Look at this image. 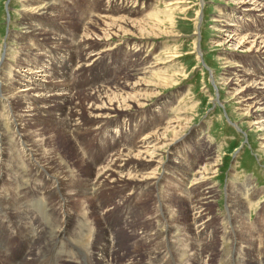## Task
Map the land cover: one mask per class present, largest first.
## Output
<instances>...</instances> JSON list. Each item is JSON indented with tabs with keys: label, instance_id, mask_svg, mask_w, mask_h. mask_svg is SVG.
<instances>
[{
	"label": "rangeland",
	"instance_id": "rangeland-1",
	"mask_svg": "<svg viewBox=\"0 0 264 264\" xmlns=\"http://www.w3.org/2000/svg\"><path fill=\"white\" fill-rule=\"evenodd\" d=\"M33 1L0 0V64L2 63L5 74L14 77L11 90L18 91L30 87L34 82L31 75L43 77L38 76V73L37 76L34 75V71H38V66L46 63V59L61 63L73 58V63L67 62L70 67L63 75L61 71H54L50 74V79L62 80L68 89L74 84L80 93L75 99L85 106L84 92L91 89L86 82L89 74L73 76V68L80 54L79 41L75 44L78 50L75 55H71L73 52L70 51L68 55L56 54L45 46H55L52 43L55 32L66 35L69 38L67 41L74 45L73 40L83 35L91 22L97 19L99 22L100 18H103L102 22L100 21L103 24L105 18L111 17L109 19L120 25V31H116L117 36H110L106 42L98 38L94 39L95 42L91 41L93 46L110 49L105 58H102L99 69L93 76L90 74L89 79L102 78L101 84L106 85L108 81H118L135 74L137 87L130 92V97L135 103L128 111L122 112L123 115L119 118L123 121L119 128L124 130L112 126L111 133L117 137L119 132L122 133L124 144L129 143L130 146L139 143L149 134L161 139L154 151L163 158V166L166 167L159 168V164L151 163L147 169H143L141 164L142 168L131 170V175L138 176L141 182L147 183H140L141 186H137L138 189L134 192L127 185H121L112 191L103 189L97 194L85 192L86 181L94 174V164L91 161L96 152L98 161L102 160L99 151L102 148L106 150L114 147L115 139L109 141L105 138L96 146L93 134L90 131L84 132L82 135L87 139L81 141L86 145L83 148L86 162H82L77 156L80 148L78 145L73 146V143L80 141V137L65 135V127L62 131L57 127L54 140L61 151L70 158L71 164L65 168L69 172L71 169L70 174H73L65 181L67 187H62V193L72 198H67L65 208L71 216L73 215L69 222L70 227L76 226L78 230L80 227L77 226H81L74 216V211L77 214L80 211V216L88 213L85 215L87 217L83 218L84 227L81 229L90 231L91 235L95 231L97 237L107 236L108 231L114 235L116 247L113 252L116 257L112 254L113 264H148L144 252L146 243L142 241L148 242L149 229L163 231L166 229L161 224L172 223L176 226V239H184L181 225L191 222L195 201L200 198L197 190L188 188L190 184L187 179L196 166L204 169L205 166L209 167L208 162L217 163L216 171L209 174L208 186H211V192L204 206L206 216L209 217L208 227L214 233V240L208 245L214 248L215 253L213 257L207 258L208 264H236L232 258V240L229 237L232 231L238 234V229L235 232L230 228L232 224H238L243 234L246 232L247 235H255L254 240L249 236L243 245L238 246V263L251 264L250 257L257 259L259 251H264V146L261 131L257 124H252L255 117L247 116L240 110V100L235 97V91L230 87L232 81L228 80L226 74L228 63H238L259 74L264 72V53H253L248 46L239 47L236 42L229 41L228 33L233 29L232 25L227 27L229 31L219 30L215 19L223 16L246 34L257 33L258 30L264 32L262 15H259V12L246 11L248 7H239L235 0H56L61 6L60 9H52L47 15H40L35 13L31 4ZM120 6L123 8L117 10ZM34 25L42 29L41 34L34 35L30 31ZM137 63L146 68L144 74L135 71ZM25 69H28V72ZM24 75L30 79L28 83L23 80ZM79 77L82 83L75 82ZM1 88L0 79V122L4 129L3 134L11 140L13 146L12 112L4 104ZM33 95L36 96V92ZM14 104L21 106L20 112L24 116L20 117V121H27L24 127L29 137L37 130L50 133L52 127L48 118L53 120L55 116L51 110L40 107L34 109V115L29 117L27 114L30 112L26 113L24 104ZM35 105L44 106V100ZM84 116L85 128L86 124H89V118L86 114ZM44 118H47L45 122ZM180 119L182 124L179 128H169L164 132L170 124L177 125L175 122ZM87 146L92 149V158L85 154ZM1 150L0 147V152ZM1 165L2 163L0 169L6 174L0 181V192L3 182H9V168L12 169L11 163L4 168ZM153 172L155 175L152 177L143 178V175ZM4 200L11 210L9 213L18 211L16 207L12 208V201L6 194ZM38 201L39 210L41 207L42 211L61 210L59 205L50 207V204H46L50 201L46 194H40ZM103 209H107L106 213L100 214L99 211H104ZM2 210L0 206V211ZM130 210L132 217L126 224L129 212L127 215H121L120 211ZM62 213L58 220H63ZM229 216L236 218L235 223L230 221ZM11 219L16 221L15 218ZM113 219H119L114 231L109 228L110 220ZM61 227L59 225L58 230ZM227 231L228 233H225ZM188 232V254L179 264L186 260L188 262L185 264H205L204 254L195 253L192 248L199 238L193 237L192 231ZM56 236L47 234L35 237L30 252L33 254L35 247L53 242ZM10 237L12 240L10 239L9 245L19 249L24 247V240L15 232ZM96 241L100 242V239L97 238ZM137 241L140 243L138 246ZM245 244L251 246V251L245 249ZM133 245L141 248L140 251ZM199 260L201 262H198ZM31 261L30 264H33V260ZM80 264H84L82 260Z\"/></svg>",
	"mask_w": 264,
	"mask_h": 264
},
{
	"label": "bare ground",
	"instance_id": "bare-ground-1",
	"mask_svg": "<svg viewBox=\"0 0 264 264\" xmlns=\"http://www.w3.org/2000/svg\"><path fill=\"white\" fill-rule=\"evenodd\" d=\"M235 1L239 7H248V10L246 11L259 12V15H262L261 17L264 18V0ZM31 4L35 13H39L40 15H47L50 10L58 9L59 7L61 8L56 0H34ZM120 7H117V10L123 8ZM97 16H99V14H97ZM98 18H100V16ZM109 18L111 17L105 18L106 20H103V24L101 23L103 18H100L101 22H97L98 19L95 22H91L89 26H87L83 35H80L77 37L78 39L76 38L73 40L74 45L67 41L69 38L66 35L55 32V37L51 35L53 37L52 43H54L55 46H45L48 47L50 52H56V54L65 53L68 55L70 52H73L71 55H75V52H78L75 48V44L77 45L79 41L80 54H78L76 64L73 68V71H75L73 76H77L78 74L82 75L83 73L89 74L86 82L89 84V88L91 89L90 91L84 92L86 96L85 106L75 99L80 93L75 88L74 84L68 89V86L65 85L62 80L50 79V74L54 71H61L63 75V72L70 67V64L68 65L67 62L69 61L70 63H73V58L65 60L61 63H53L51 59H46L47 62L41 63V65L39 64L40 66L38 67H40V69H38V71H34V75L37 76L38 73V76L43 77L37 78L31 75V78L34 80L31 86L18 91L11 90L13 87L14 77L5 74L2 63L0 64V79L2 80L1 91L4 93V104L10 112H12L11 124L14 135V145L12 146L11 140L3 134L4 129L0 122V147L2 149L0 152L2 155L0 156V163H2L1 166L3 168L4 166L8 167L11 163L12 168H9V170H11V174L8 177L9 182H3L0 192V206L3 208V210L0 211V259L3 264H30L29 261L31 260H33V264H80L81 260L84 264H93V262L94 264H113L111 259L113 256L112 254H114L113 251L115 250L116 242L111 231L106 232L107 236L100 237H97L94 229L93 235L90 234V231H84L85 229H81L84 227L82 222L85 217H87L85 215L88 213H83L80 216V211H78V214L74 211V216L79 221L81 226L77 227H80L81 230H76V226L72 228L70 227L69 222L73 215L71 216V213L66 211L65 208L67 206V198L70 199L69 197L71 196H65L62 193V189L64 188L63 186H65V181L73 174H70L71 169L69 172V170H66L65 168V166H68L70 163V158L61 151L56 144L57 141L55 142L54 140V135L57 133L56 130H58L57 127H60V131H62L63 127H65L63 132L65 135L72 134L73 136L77 135L80 137V141L77 143H71H73V146L78 145L80 148L77 156L82 160V162H86V157L83 154V148L86 145H84L81 141V139L86 141L87 138L85 139L82 135L86 131H90V133L93 134V138H96V146H99V143L101 141L103 142V140L107 138L109 141L115 139L114 141L116 144L114 147H124L120 149L119 147L114 148L112 146L106 150L102 148L99 151L102 159L100 160L101 162L98 161V153L96 152L95 157L91 161L94 164H92L94 174L86 181L87 185L85 192L97 194L103 189L111 191L112 189H118L121 185H127L128 188H132V192H134L137 191L141 184L147 185V183L141 182V179L138 176L131 175V170L141 167V164L144 166L143 169H147L151 163L159 164V168H166L163 166V158H161V156L156 154L154 151L161 139L155 138L153 135L149 134L142 138L139 143L130 146L129 143H127V145L126 143L124 144L122 133L119 132V137L111 133L112 126H114V128H118L119 130L123 129L119 128V126L123 125V121L119 118L123 115L122 112L128 111L131 105L135 103L130 97V92L137 87L135 74H131L130 76L118 81H108L106 85L101 84L102 78L98 80L89 79L90 74L93 76V73L99 69L102 58H105L107 55L106 53L110 49L109 47L101 49L99 45V47L93 46L94 44L92 45L91 41L95 38L102 39L104 41L108 40V38L112 35L117 36L116 31H120L121 28L119 24H116L114 20ZM215 21L219 24V30L223 31H229L227 27L232 25L231 27H233V29L228 33V37L230 39L229 41L236 42V45L239 47L248 46V49L253 53H264V32H260L258 30L257 33L248 32L244 34V31L242 32L240 29L236 28L237 25L235 26L228 20L224 19L223 16H219V18H216ZM30 31L34 35L42 33V29L36 25H34ZM95 41L96 40L93 42ZM41 45L43 46V44ZM227 66L229 68L226 75L229 77L228 80L232 81L230 87L235 91V97L240 100L239 102L242 106L240 110L245 112L247 116L255 117L252 124H257V128L261 131V139L263 142L262 146H264V72L259 74L253 70L249 71L243 67V65L238 63H228ZM25 70L28 72V69ZM135 71H137L138 74H144L146 72V68L137 63ZM26 76L27 75L23 76V80H26L28 83L30 79H27ZM80 79L81 78L79 77L75 82L82 83V79ZM35 92L36 96L33 95ZM42 100H44V106L35 105V103ZM15 102L25 105L24 110L27 111L26 113L30 112L27 114L29 117L34 115L32 112L34 109H38L40 107H45L51 110L55 116L53 120L48 118L50 126L52 127L50 133L46 130H37L32 133L31 137H29L24 127V123L27 121H20V117L24 115L20 112L21 106L19 104L15 105ZM51 102L53 103L52 105ZM84 114L88 115L89 118V124H86L85 128L83 127L85 124ZM46 119L47 118H44V122ZM175 123H177V125L173 126L170 124L164 132L167 129L169 130V128H179L182 124L181 119ZM161 131H163V129ZM163 139H165V137ZM9 146L11 147L7 150ZM91 153L92 149L87 146V148H85L86 156L90 157ZM103 159H105L104 162H102ZM25 160H27V162ZM99 162L102 165H100ZM207 165H209V167L205 166L204 169L199 167V165L196 166V168L191 172L190 177L187 179L190 184L188 185V188L197 190L200 198L195 201V208L191 222L181 225V229H183L184 233V239H176V226L172 223L169 224L164 222L161 224V226L163 225L166 229L163 231L150 228L148 242L142 241V243H146L144 244V252L146 253L148 264H179V262L182 261L188 254V244H186V242H188L189 230L192 231L193 237L199 238L196 239L197 242L193 243L192 248L195 253L201 252L204 254L203 263L208 264L209 260L207 261V258L211 256L213 257V254L215 253L214 248L208 244L213 242L214 233L211 228L208 227L209 217L206 216L204 206L207 204L211 192V186H208V180L210 178L209 174L216 171L215 168L217 167V163L208 162ZM4 172L5 171L0 169V181L3 179V176H5L4 174H6ZM153 175H155L154 172L143 175V178L147 179ZM73 187L75 188L74 185ZM4 194L10 197V200L12 201L11 205L13 206L12 208L16 207L18 211H12L13 213L8 212L11 210L4 200ZM40 194H46V198L47 195L49 196L50 201L46 204H50V207L59 205L61 210L42 211L41 206V209L39 210L37 207L40 203L38 201L40 199ZM84 195L86 196V193ZM123 207H125V205ZM106 211L104 210L99 212L100 214H104ZM128 212L129 216L126 218V224L130 220V217H132V211H120L121 215L123 213L127 215ZM61 213L63 214V220H58ZM66 213L67 218H65ZM10 217L15 218L16 221L12 220ZM174 217H176V215ZM228 218L230 221L235 223L236 218H233V216H229ZM110 223L111 226H109V228L114 231V227H117L116 225H118L119 219L110 220ZM86 224L87 222L85 223V226ZM59 225L62 227L58 230ZM90 228L88 230H90ZM230 228L234 229L235 232L238 229V234L237 232L234 233V231H232L229 237L232 240V258L237 264V257H239V255L236 257V254L240 251L238 250L237 252V249H239L238 246L243 245V243H245L251 235H247L246 232L243 234V231L239 229L240 226L238 224H232L230 225ZM14 232L25 242L22 249L11 250L9 246L11 238L10 235ZM225 233H228V231ZM47 234H54L57 236L53 242L35 247L32 254L30 251L33 248L35 237ZM132 235L135 237L134 234ZM178 235L180 234L178 233ZM251 237V239H255V235H252ZM97 238L100 239V242L96 241ZM138 241L140 242V240ZM138 241L136 242L137 246L140 244ZM136 245H133L134 248L140 251L141 248L139 249ZM118 246L119 243L117 247ZM245 246L246 250L247 248L250 250L251 246L246 244ZM259 252L260 254L257 259L250 257L252 258L250 259L251 262L249 261L251 264H264V251ZM135 259L134 262L138 258L136 260ZM185 262H181L180 264H185ZM198 262H201V260ZM130 264L135 263L130 262Z\"/></svg>",
	"mask_w": 264,
	"mask_h": 264
}]
</instances>
